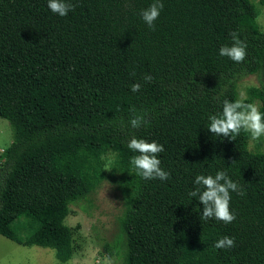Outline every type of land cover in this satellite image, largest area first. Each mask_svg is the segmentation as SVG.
Wrapping results in <instances>:
<instances>
[{"label": "trees", "instance_id": "1", "mask_svg": "<svg viewBox=\"0 0 264 264\" xmlns=\"http://www.w3.org/2000/svg\"><path fill=\"white\" fill-rule=\"evenodd\" d=\"M69 2L74 10L61 17L48 0H0V118L13 133L0 165V235L71 261L66 219L103 179L111 149L126 198L124 264H264V151L249 150L247 133L231 140L207 130L225 99L240 98L241 77H264L252 1L162 0L155 31L140 15L153 0ZM232 32L247 46L241 63L219 55ZM252 97L264 113V84ZM134 111L147 121L139 129L129 124ZM132 136L163 145L169 180L131 171ZM219 170L245 192L231 193L230 224L201 221L203 205L189 196L196 175ZM20 219L36 229L21 235ZM223 236L235 246L216 249Z\"/></svg>", "mask_w": 264, "mask_h": 264}, {"label": "rangeland", "instance_id": "2", "mask_svg": "<svg viewBox=\"0 0 264 264\" xmlns=\"http://www.w3.org/2000/svg\"><path fill=\"white\" fill-rule=\"evenodd\" d=\"M256 8V24L264 31V0H251ZM264 84L262 75H245L238 82L239 95L250 98L260 107L252 92ZM13 140L10 123L0 118V165L6 159V150ZM251 152L264 151V137L259 141L249 140ZM104 177L86 199L71 206L66 223L73 230L74 254L71 261L60 262L53 249L38 246L25 247L0 235V264H124V238L120 220L126 210V198L118 188L120 174L116 170L118 160L115 151L108 149L102 156ZM19 232L28 235L36 225L20 219ZM112 246L116 254L112 259L105 251Z\"/></svg>", "mask_w": 264, "mask_h": 264}, {"label": "clouds", "instance_id": "3", "mask_svg": "<svg viewBox=\"0 0 264 264\" xmlns=\"http://www.w3.org/2000/svg\"><path fill=\"white\" fill-rule=\"evenodd\" d=\"M47 6L52 13L61 17L67 16L75 8V5L69 0H48ZM163 8L162 0H153L148 8L141 11V18L150 30L155 31V21L159 18ZM230 35L232 44L222 46L219 55L227 57L233 62L241 63L247 56V46L238 38V33L232 32ZM132 75H135V72ZM143 79L145 82H151L153 77L151 74H145ZM140 88V83L130 85V90L133 93L138 92ZM243 95L241 93V98L232 101L225 99L222 111L209 116L210 123L207 130L215 137L235 140L241 132L247 133L253 142L264 137V113L260 111L258 104L245 102ZM146 123L144 113L137 114L135 111L129 120L133 129H139ZM127 147L136 153L130 158L131 171L141 179L145 181L170 179L171 173L161 168V160L158 158V155L164 151L163 145L156 141L148 142L145 139L132 136ZM193 183L195 187L189 192V196L198 197V201L203 205L201 221L215 218L225 224H230L236 220V215L230 209L231 193L235 192L243 196L245 192L238 183L228 176L225 170L217 171L214 176L198 174ZM234 246L235 238L229 236H223L214 244L216 249H230Z\"/></svg>", "mask_w": 264, "mask_h": 264}]
</instances>
